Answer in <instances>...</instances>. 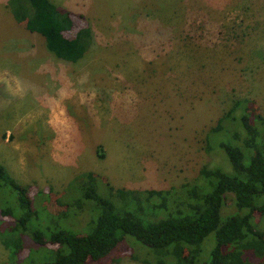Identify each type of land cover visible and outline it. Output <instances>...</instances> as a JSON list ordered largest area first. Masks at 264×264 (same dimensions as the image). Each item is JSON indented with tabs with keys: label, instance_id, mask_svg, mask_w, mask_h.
Returning <instances> with one entry per match:
<instances>
[{
	"label": "rangeland",
	"instance_id": "374dc122",
	"mask_svg": "<svg viewBox=\"0 0 264 264\" xmlns=\"http://www.w3.org/2000/svg\"><path fill=\"white\" fill-rule=\"evenodd\" d=\"M53 2L75 16L76 28L90 26L92 42L76 62L56 57L0 0V164L28 189L46 236L54 224L44 222L63 210L59 224L75 232L97 217L93 200L73 206L82 190L71 183L86 172L119 205L105 183L172 188L181 198L202 167L229 171L220 142L243 134L244 113L264 118V0ZM220 118L224 129L210 132ZM23 245L12 263L53 247L28 235ZM147 249L127 237L112 254L118 259L97 264H146ZM12 263L0 243V264Z\"/></svg>",
	"mask_w": 264,
	"mask_h": 264
},
{
	"label": "trees",
	"instance_id": "16d2710c",
	"mask_svg": "<svg viewBox=\"0 0 264 264\" xmlns=\"http://www.w3.org/2000/svg\"><path fill=\"white\" fill-rule=\"evenodd\" d=\"M6 7L17 23L41 34L46 47L62 60L76 62L92 42L90 26L76 28L75 16L60 11L53 0H6ZM240 102L236 101L231 110ZM253 113L241 115L243 134L231 131V140L219 144L229 171L202 167L198 180L183 186L185 197L172 196V188L115 189L105 183L120 199L117 205L111 195L106 198L96 192V173L89 171L75 178L71 185L81 186L82 193L73 206L81 208V201L90 199L97 209L87 231L63 228L58 221L65 215L63 210L53 215L52 222H44L46 228L54 224L46 236L37 226L43 224L32 208L28 189L0 164V192L8 195L0 199V243L8 250L11 263L17 261L25 247L23 236L28 235L37 247L46 242L53 247L43 257L32 256L34 250L30 249L25 257L18 258L23 264L114 261L118 258L113 252L127 237L148 247L152 260L143 258L146 264H264V118ZM224 119L220 118L210 132L224 129ZM99 149L97 156L103 158ZM230 205L234 210L224 214ZM211 234L213 245L209 240L208 247L211 245L202 255L204 241Z\"/></svg>",
	"mask_w": 264,
	"mask_h": 264
}]
</instances>
